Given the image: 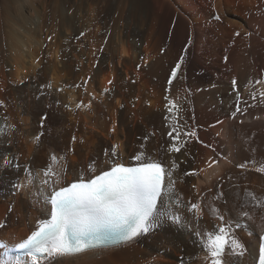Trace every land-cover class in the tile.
Here are the masks:
<instances>
[{"label": "bare ground", "instance_id": "6f19581e", "mask_svg": "<svg viewBox=\"0 0 264 264\" xmlns=\"http://www.w3.org/2000/svg\"><path fill=\"white\" fill-rule=\"evenodd\" d=\"M257 81L264 0H0V264H209L219 227L241 246L230 242L223 264H256L264 203L247 192L264 198ZM173 127L195 135L173 139ZM149 161L171 176L148 232L78 254L10 253L50 219L56 189ZM49 165L58 178L45 184Z\"/></svg>", "mask_w": 264, "mask_h": 264}, {"label": "snow or ice", "instance_id": "6c2138e0", "mask_svg": "<svg viewBox=\"0 0 264 264\" xmlns=\"http://www.w3.org/2000/svg\"><path fill=\"white\" fill-rule=\"evenodd\" d=\"M216 19L220 17L217 15ZM183 59L182 56L176 67L172 69L169 84L173 78H176ZM235 83L234 80L233 85ZM257 83L264 84V81ZM260 95L264 96V92ZM169 104H172V108H169L170 112L173 109L179 111V106L173 101L169 100ZM232 115L235 116L236 113ZM168 135L176 139L181 135H195V133H181L173 127ZM181 147L183 145L177 147L173 144L170 150L178 152ZM115 153L116 146H113L112 154ZM134 158L138 162L142 161L144 154L140 153ZM51 160L55 162L57 157L53 154ZM217 163L216 160H212L209 167ZM246 163L237 166L244 168ZM173 166L175 167V164ZM259 170L264 172V166ZM44 175L45 184L53 178H58V173L51 165ZM165 176H171V173L166 172L158 162H141L136 167L115 163L110 171L102 172L86 182L80 181L72 183L70 187L60 188L51 194L50 219L39 222V227L15 246L27 249L28 254L34 257L37 253L48 256L80 253L106 242L130 241L148 232L153 226L157 199L164 191ZM171 186L170 182L169 187ZM247 196L257 204L264 203V198L257 199L252 192H247ZM190 208L196 212L200 205L193 203ZM244 215L246 216L247 213L245 212ZM179 219L174 217L176 221ZM218 219L224 218L221 215ZM230 242L236 247H241L235 240L230 241L229 232L225 227H219L218 232L208 234L205 247L210 258L209 264H223L222 256ZM13 264H18V261ZM34 264H38V261L34 260ZM259 264H264V245L260 248Z\"/></svg>", "mask_w": 264, "mask_h": 264}, {"label": "rangeland", "instance_id": "374dc122", "mask_svg": "<svg viewBox=\"0 0 264 264\" xmlns=\"http://www.w3.org/2000/svg\"><path fill=\"white\" fill-rule=\"evenodd\" d=\"M217 16H215V18H216ZM237 109V108H236Z\"/></svg>", "mask_w": 264, "mask_h": 264}]
</instances>
